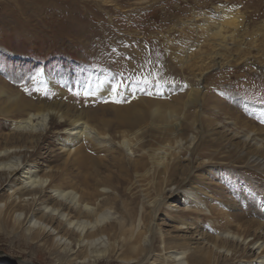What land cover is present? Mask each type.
Listing matches in <instances>:
<instances>
[{"label": "rangeland", "instance_id": "obj_1", "mask_svg": "<svg viewBox=\"0 0 264 264\" xmlns=\"http://www.w3.org/2000/svg\"><path fill=\"white\" fill-rule=\"evenodd\" d=\"M7 4L8 0H0V79L9 87L7 94L37 104L68 102L66 107L81 116L98 113L111 121L114 144L128 130L117 127L114 110L140 111L141 129L146 128L140 141L149 146L156 143L154 138L163 141L156 137L163 123L149 112L190 107L186 114L197 112L199 124L194 129L193 120L181 116L186 129L180 133L186 144L180 165L192 162L196 167L194 180L211 197L210 203L225 202L231 214L259 221L264 239V176L237 166L239 151L231 152L230 144L239 145L240 140L229 129L205 126L206 120L216 118L213 111H221L228 114L219 120L231 117L238 125L251 124L254 132L264 133V0H28L32 11L16 17L3 9ZM219 31L222 36L216 34ZM85 82L89 90L99 85L108 91L120 87L108 97H86ZM192 91L199 92L195 103L190 102ZM4 99L9 102L0 105V136L10 133L13 119L25 112L4 95L0 103ZM64 128L50 132L40 149L43 172L57 173L64 165L66 154L57 141ZM192 135L196 139L189 147ZM219 137L222 145L216 143ZM206 161L212 164L203 165ZM144 195L140 191V219L149 212ZM129 198L121 195L118 204ZM166 202L175 204L174 209L184 207L174 197ZM170 212L155 220L162 238L194 244L202 237L178 231L172 219L180 212ZM204 223L200 234L215 236ZM20 233L0 221V264H72L48 245L24 240ZM231 248L243 252L244 247Z\"/></svg>", "mask_w": 264, "mask_h": 264}, {"label": "bare ground", "instance_id": "obj_2", "mask_svg": "<svg viewBox=\"0 0 264 264\" xmlns=\"http://www.w3.org/2000/svg\"><path fill=\"white\" fill-rule=\"evenodd\" d=\"M27 3L28 0H8L3 9L10 17L23 16L32 11ZM234 27H238L236 23ZM216 34L222 36L221 31ZM7 90L9 87L0 79V96L4 95L25 112L19 111L21 115L13 119L10 133L0 136V193L9 186L0 195V221L22 231L24 240L48 245L72 264H264L262 224L231 214L225 202L210 203L211 197L194 180L196 175L192 172L196 167H192V162L186 167L180 165L186 144L180 133L185 127L180 122L181 116L191 118L194 129L199 124L197 112L186 114L190 107L164 111L155 108L149 112L163 123L156 131V137L163 141L154 138L156 143L149 146L140 141L143 130L146 131L141 129L140 111L114 110L117 127L129 130L121 131V138L114 144V133L110 135L109 129L111 121L104 120L105 116L101 119L95 112L77 115L66 107L70 106L68 102L37 104L14 97L11 92L7 94ZM90 91L91 96L111 94L102 85ZM189 94L190 102L195 103L199 92ZM8 102L4 99L0 105ZM213 112L218 120L205 119V126L229 129L232 137L240 140L239 145L230 144L231 152L239 151L237 166L254 169L255 175L264 176V133L254 132L251 124L238 125L231 117H225L223 122L219 119L228 113ZM63 126L57 141L66 154L64 165L57 173L43 172L38 163L40 149L49 133ZM195 139L193 135L190 137L189 147ZM221 140L222 137L216 138V143L222 145ZM140 151L141 157L132 158L131 155ZM207 161L203 165L212 164ZM140 191L145 194L149 208L141 219ZM126 194L130 200L120 206L119 198ZM171 197L184 205L182 210L166 202ZM170 211L180 212L174 217L176 220L172 219L178 231L187 230L202 237L196 238L194 244H177L162 238L155 220L158 214H170ZM204 220L205 227L215 236L200 234ZM231 245L243 246V252L232 249Z\"/></svg>", "mask_w": 264, "mask_h": 264}, {"label": "snow or ice", "instance_id": "obj_3", "mask_svg": "<svg viewBox=\"0 0 264 264\" xmlns=\"http://www.w3.org/2000/svg\"><path fill=\"white\" fill-rule=\"evenodd\" d=\"M144 82L145 83H149V81L147 79H145ZM82 87H84V91H83V95L84 96L87 97V96H90V95L93 94V92L89 90L90 86H88V82H85V85H82ZM119 87L120 86L117 84L114 87H111L110 91L112 93L118 92L119 91ZM69 90L71 91V89H69ZM74 94L79 96V95H81V92L80 91H76ZM114 102L119 103V101H114Z\"/></svg>", "mask_w": 264, "mask_h": 264}]
</instances>
